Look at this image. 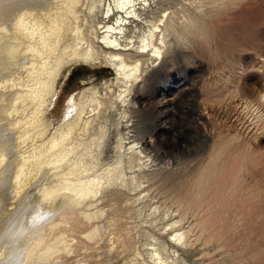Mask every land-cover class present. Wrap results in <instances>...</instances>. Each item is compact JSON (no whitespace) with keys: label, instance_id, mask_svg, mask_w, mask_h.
I'll list each match as a JSON object with an SVG mask.
<instances>
[{"label":"bare ground","instance_id":"1","mask_svg":"<svg viewBox=\"0 0 264 264\" xmlns=\"http://www.w3.org/2000/svg\"><path fill=\"white\" fill-rule=\"evenodd\" d=\"M150 1L0 0V264H176L177 245H193L194 227L197 241L207 237L205 245L224 247L249 215L264 220L263 91L250 107L256 127L240 122V113L228 116L227 133H201L207 159L168 188L179 168L156 163V145L141 135L145 109H136L149 95L134 85L151 81L149 62L164 61L170 35L185 42L204 38L205 30L198 16L183 13L176 23L170 13L145 20L147 29L138 33ZM79 63L106 65L115 82L105 83V96L94 88L72 95L55 124L49 114L59 84ZM119 104L129 137L119 135L114 164L100 165L108 134L101 121ZM211 106L204 111L215 113ZM206 113L200 115L210 119ZM146 211L150 225L160 222L164 232L138 247L128 221ZM189 217L195 221L185 229ZM168 231L171 240L162 243ZM252 231L255 241L264 233Z\"/></svg>","mask_w":264,"mask_h":264},{"label":"rangeland","instance_id":"2","mask_svg":"<svg viewBox=\"0 0 264 264\" xmlns=\"http://www.w3.org/2000/svg\"><path fill=\"white\" fill-rule=\"evenodd\" d=\"M150 3L151 8H147L142 16V24L138 23V33L139 30L147 29L148 24L145 20L157 21L163 15L170 13H174L176 23L183 21L181 20L183 13L198 16L205 30L204 38L191 37L185 42L178 39L175 34L170 35L168 39L170 45L164 49V61H157L154 65L149 62L152 70L148 71L147 76L149 78L152 76L151 81L134 85L139 86L144 95H149L142 106L139 108L137 105L136 109H145L141 121L144 130L141 135H145L148 141L156 145L160 155L156 163H160L159 165L163 167L176 165L179 168L178 177L168 183V188H171L172 185L183 183L190 178L198 166L207 159L209 152L199 139L201 133L214 131L227 133L228 118L235 119L240 113L242 120H239L240 122H245L249 127L252 125L250 128L256 127L255 108L250 107L255 105L257 95L262 91L264 93V0H240L239 3L226 6L219 0H151ZM101 17L100 14L99 18ZM133 26L135 27L136 24ZM134 27L131 29L134 30ZM80 64L82 63L71 66L59 84L57 101L49 114L55 124L62 119L72 95L84 89L94 88L105 96V83L115 79L114 70L104 64L95 67ZM114 90L119 91L117 86H114ZM108 94V97L114 99L111 93ZM205 97L208 98L206 100L210 98V103L204 104ZM212 98H215L214 101ZM168 100L170 104L167 108L162 107V104ZM211 102L219 103L214 106ZM205 105L208 107L212 105L215 113H206L204 110L208 107ZM120 108L119 104L118 107L109 109L105 119L101 121L103 126H107L108 134L101 149L100 165L114 164L118 158L119 135L126 139L129 137V131L123 127L126 120L122 119V108ZM165 111L167 115L163 116ZM202 111L207 117L210 116V119L202 117L200 115ZM129 142V140L124 141L125 144ZM260 147L264 152V137ZM128 168L129 165L124 167L127 178L132 172ZM262 196H264V186ZM257 210L255 211L258 212ZM149 213L146 211L138 218L128 221L130 225L135 226L133 237L135 242L140 241L138 247H143L147 242L151 243L153 240L150 239V235L158 236L164 232L160 222H153L154 225H150ZM249 216L251 219L248 218ZM249 216L246 220L250 219L252 222L239 224L231 231L227 238L233 237L234 240L227 239L232 244L225 241L224 247H218L216 241H210L211 243L208 241L205 245L203 241L207 237L200 242L197 241L200 230L194 227L189 234L193 245L188 247L177 245L176 264H264V238H262L264 233L255 241L252 231L255 228L264 230V220L261 219V222L260 218ZM194 221L193 217H189L184 222V228L191 227ZM169 233L171 232L165 233L162 243L169 244L171 240ZM236 238H242L240 240L242 242ZM235 241L240 243L235 245Z\"/></svg>","mask_w":264,"mask_h":264}]
</instances>
